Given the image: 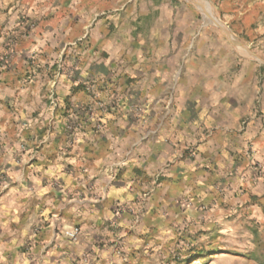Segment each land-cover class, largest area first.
Returning a JSON list of instances; mask_svg holds the SVG:
<instances>
[{"label":"crops","instance_id":"1","mask_svg":"<svg viewBox=\"0 0 264 264\" xmlns=\"http://www.w3.org/2000/svg\"><path fill=\"white\" fill-rule=\"evenodd\" d=\"M145 21L142 0H0V264H264L257 66L225 81Z\"/></svg>","mask_w":264,"mask_h":264},{"label":"rangeland","instance_id":"2","mask_svg":"<svg viewBox=\"0 0 264 264\" xmlns=\"http://www.w3.org/2000/svg\"><path fill=\"white\" fill-rule=\"evenodd\" d=\"M142 1L146 36L156 29L164 34H175L176 48L192 49L193 60L202 51L203 58L209 61L207 67L218 65L219 69L210 67V70L215 76L223 75L225 81L234 80L238 71L244 70V64H255L258 86L264 83V0ZM170 41L172 47V37ZM163 44L166 46L162 42V47H165ZM220 51L224 52L223 57ZM254 155L256 151L252 157ZM256 164L261 162L256 161ZM260 166L259 176L264 173V166ZM256 205L264 209L261 202ZM256 227L253 248L248 251L251 258L264 260L263 217L257 218Z\"/></svg>","mask_w":264,"mask_h":264},{"label":"built area","instance_id":"3","mask_svg":"<svg viewBox=\"0 0 264 264\" xmlns=\"http://www.w3.org/2000/svg\"><path fill=\"white\" fill-rule=\"evenodd\" d=\"M100 128H101V125H98L97 129H100ZM254 152L255 151L253 150L252 146H248V148H247L248 155L252 157ZM256 168L260 170V165L256 164ZM4 187H6V186L4 185ZM78 234H79V229L78 228H75L73 230H70V231L66 232V236L68 238L72 239V240H76V238L78 237ZM84 260L87 262L88 258L85 257Z\"/></svg>","mask_w":264,"mask_h":264}]
</instances>
